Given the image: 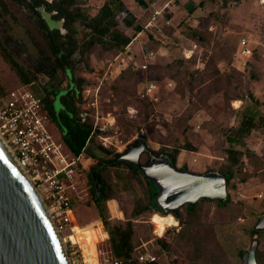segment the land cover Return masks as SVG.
Instances as JSON below:
<instances>
[{"label":"rangeland","instance_id":"374dc122","mask_svg":"<svg viewBox=\"0 0 264 264\" xmlns=\"http://www.w3.org/2000/svg\"><path fill=\"white\" fill-rule=\"evenodd\" d=\"M122 1L137 17H148L154 9H160L162 14L156 18V25L164 37L154 32L150 39L143 33L121 52L103 53L96 46L89 52L93 71L87 72L83 65L75 71V75L84 79L88 86L96 85L105 72H110L108 80L100 86L99 116L113 118L111 129L101 134L112 137L111 144L103 146L100 137H92L88 146L95 150L99 159L86 153L83 159L80 157L78 185L73 194L74 230L88 264H96V251L98 255L111 254L112 251L93 201V185L88 177L90 169L113 159L115 153L122 154L144 134L149 152L182 145L195 148V152L180 151L176 157L177 168L195 173L217 171L226 161L225 149L229 146L226 133L239 125V112L250 104L249 95L264 99V0ZM103 3L104 0H80L83 11L89 16H95ZM189 3L197 6L190 14L186 10ZM167 15L172 18L167 19ZM165 20L170 24L166 25ZM49 25L57 29L59 24ZM188 27L202 32L205 39L200 48L194 50L191 59L179 64L176 61L181 55L184 57V49L191 48L187 40ZM118 28L132 37V31L122 23ZM76 29V38L81 41L85 32L78 24ZM241 37L250 41L252 49V56L244 69L237 68L236 51ZM0 39L17 62L36 75L31 85L34 92L43 94L45 88H57L61 76L52 79L36 73L41 59L35 45L18 20L11 14H2L1 10ZM160 48L163 49L159 51ZM145 49L154 57L146 56ZM128 56L132 61L124 68L121 59ZM132 62L138 68L132 67ZM143 64L147 65L145 70L140 68ZM126 69L129 72L123 80L119 79ZM215 69L220 73L217 79L213 77ZM187 73L193 77L189 79ZM21 86L15 72L0 56V94ZM190 86L192 92L188 90ZM148 105H151L152 113L144 124ZM77 107L79 110L85 107L82 98ZM60 108L57 99L55 110ZM259 109L264 112V105ZM48 130L59 137L54 123L49 122ZM244 141L243 172L248 178L241 183L238 175L231 182L227 188L229 204L226 202L223 207L208 201L201 204L199 219L207 226L205 230L184 226L173 216L172 225L177 227L166 231L171 221L170 213L156 212L152 205L141 214L132 216L135 206L150 204V193L155 189L145 183L142 175L132 173L125 166H107L101 171L103 182L112 187L110 198L102 204L108 222L110 225H124L126 222L132 225L133 251L130 257L147 252L156 257L157 264H242L241 254L253 241L250 231L258 218L264 216V128L252 130ZM149 152L145 154L150 157ZM145 154L141 155V164L146 161ZM157 231L163 232L162 235L159 236ZM257 238L258 258L264 263V229ZM160 239L169 245L168 249L159 243ZM127 259L122 258L123 264H140Z\"/></svg>","mask_w":264,"mask_h":264},{"label":"trees","instance_id":"16d2710c","mask_svg":"<svg viewBox=\"0 0 264 264\" xmlns=\"http://www.w3.org/2000/svg\"><path fill=\"white\" fill-rule=\"evenodd\" d=\"M138 2L139 0H135ZM38 7H43L44 11L50 14V19L53 21L62 22V31L59 29L50 28L41 14L36 10ZM197 6L189 3L186 6L187 13L190 14L196 10ZM0 10L2 14H11L18 20L28 37L31 39L36 47L41 62L37 67L36 73H42L50 78L61 76L57 88H45V93L40 94L41 105L43 112L49 118V122L55 124L58 129L59 137L53 134L64 146L65 150L73 157L80 156L83 159V154H87L93 159H99L95 150L91 149L89 143H92L93 136H99L93 133V117L92 111L89 110V116L81 121L79 118V110L77 103L82 98V91L88 87V83L79 76L75 75V71L83 65L87 72H92L93 69L89 63V52L94 47L99 46L103 53L111 51L121 52L128 45L131 44L134 38L139 37L143 33L148 34L151 39L152 35L146 25L148 17L144 15L137 17L129 9H127L122 0H104L99 12L95 16L87 15L81 5L80 0H34L32 3L26 0H0ZM167 15V19H170ZM122 23L127 29L132 31V37H129L125 32L118 28ZM76 24L80 25L85 36L81 41L76 38L77 29ZM150 32V33H149ZM188 41L190 45L195 44L200 48L203 44L205 35L193 27H188ZM147 51V49H145ZM0 56L8 63L10 68L15 72L21 84L32 85L36 80V75L31 74L24 66L17 62V60L6 50L3 42L0 39ZM185 59L180 56L177 63L182 64ZM249 61L246 63V68ZM128 64V63H127ZM125 65L127 68L129 65ZM132 67H137L136 63L132 62ZM135 65V66H134ZM129 69L123 71L119 79L129 72ZM135 76V71H132ZM220 73L217 69L214 70L213 77L217 79ZM186 77L191 79L193 74L187 73ZM171 78H175L172 76ZM64 85L62 86V83ZM190 82V81H189ZM83 85H85L83 87ZM62 87V88H61ZM189 92L193 91V87H189ZM63 93V95H60ZM3 94H0V96ZM250 104L245 106L239 112L240 121L237 127L230 129V133H226V139L229 146L225 149L226 161L219 168L218 172L222 174L227 181V188L231 186V182L240 175L239 182L243 183L247 180V176L243 172V156L245 155V141L244 138L255 129L264 128V112L260 111V105H264V99L260 100L253 95H249ZM57 99L61 105L59 110H55V103ZM83 101V99H82ZM149 111L144 116V124L148 122L152 113L151 105H148ZM140 137L146 141V135L141 134ZM139 137V138H140ZM137 139L131 144L135 145ZM102 150H105L101 148ZM195 152V148L190 145H182L173 149H161L157 151H150L155 156L168 155L175 164L176 157L180 151ZM109 152V150L107 151ZM121 153H115L113 159L107 160L104 164H98L97 167L91 169L88 173L89 180L93 185L92 197L95 202V207L98 212V217L102 221L105 231L107 233L106 240H109L111 245V254L117 258H129L133 251V229L130 222L124 225H110L108 219L104 214L103 202L108 200L111 196L112 187L103 182L101 171L109 167L125 166L132 173L141 175L139 171L130 164L116 161ZM113 161H116L113 163ZM81 162H79V166ZM210 171V170H206ZM94 173L97 184L99 185V192L96 194L94 182L91 173ZM144 178V177H143ZM145 183L152 186L144 178ZM153 187V186H152ZM154 188V187H153ZM155 191L150 193V204H138L132 210V216L141 214L148 210L150 206L153 207V195ZM205 201L200 200L194 206L184 205L174 216L179 223L188 227H200L203 230L207 228L206 225L200 222L201 204ZM230 203V197L226 201ZM217 206L223 207L226 204H219ZM155 210V209H154ZM156 212L161 213L159 210ZM159 216V215H158ZM168 216V215H167ZM171 221L173 216L170 215ZM166 217V216H160ZM260 218H258L257 222ZM262 231L255 232L254 228L250 231V235L257 234L259 237ZM163 233V232H161ZM258 239V238H257ZM202 241L205 240L202 238ZM159 243L169 248V245L163 240ZM209 251V249H206ZM217 250V249H216ZM243 256V253L241 254ZM257 264H264L258 258V250H256ZM133 262V261H132ZM139 263V262H138ZM132 264V263H131ZM134 264V263H133ZM151 264V263H140ZM157 264V263H152Z\"/></svg>","mask_w":264,"mask_h":264},{"label":"built area","instance_id":"2783aa9c","mask_svg":"<svg viewBox=\"0 0 264 264\" xmlns=\"http://www.w3.org/2000/svg\"><path fill=\"white\" fill-rule=\"evenodd\" d=\"M167 6V5H166ZM160 9H154L148 16L146 28L152 34L164 37L161 29L156 25V18L162 13ZM169 25L170 21L165 20ZM155 32V33H154ZM195 44L190 49H184L185 59H191ZM149 58L154 57L152 52L145 51ZM237 68L244 69L246 63L252 56L250 41L241 37L238 41ZM125 59V60H124ZM122 58L126 65L132 61V57ZM147 68L146 64L140 67ZM107 71L96 85L86 87L81 95L85 107L80 111L81 121L89 116L92 111L93 133L98 129L109 131L113 125L111 116H99L100 86L103 81L108 80ZM110 75V74H109ZM49 118L43 112L41 97L31 89V85H24L0 96V137L9 148L13 160L22 170L23 175L30 183L36 193L55 233L62 246L68 264H88L82 254L79 243L70 239L74 233L76 224L74 217V192L78 185V167L80 156H71L63 144L48 130ZM116 133V131H115ZM102 145L111 144L112 137L99 135ZM176 226L166 229L173 230ZM96 264H123V260L111 254L98 255L96 251ZM157 263L156 257L147 252L138 254L136 257H129L128 262Z\"/></svg>","mask_w":264,"mask_h":264},{"label":"water","instance_id":"95a60500","mask_svg":"<svg viewBox=\"0 0 264 264\" xmlns=\"http://www.w3.org/2000/svg\"><path fill=\"white\" fill-rule=\"evenodd\" d=\"M32 3L34 0H26ZM51 1V0H46ZM49 23L53 21L43 7L36 9ZM98 129L95 134H104ZM148 144L140 137L136 145H129L116 161L130 164L155 189L153 209L162 214H172L184 205L194 206L198 201L226 203L227 181L218 171L203 173L177 168L168 155L155 157L147 150ZM150 154L145 164L140 163L142 154ZM116 161H113L115 163ZM91 171V169H90ZM96 194L99 185L92 172ZM264 229V216L254 231ZM253 234L250 248L242 256V264H257V234ZM0 264H68L64 249L55 233L36 193L18 169V166L0 145Z\"/></svg>","mask_w":264,"mask_h":264},{"label":"bare ground","instance_id":"6f19581e","mask_svg":"<svg viewBox=\"0 0 264 264\" xmlns=\"http://www.w3.org/2000/svg\"><path fill=\"white\" fill-rule=\"evenodd\" d=\"M0 145L5 149V151L8 153V155L10 156V158L13 159L12 154H11L9 148L5 145V143L3 142V140L1 139V137H0ZM18 169L22 172V170L19 167H18ZM22 174H23V172H22ZM172 224H174L173 223V220L168 223V227L173 226ZM73 231H74V233L70 235V239H72L75 243L76 242L79 243V241H78V239L76 237V231L74 230V228H73ZM157 233L159 234V236L162 235V233L160 231H157ZM79 245H80V247L82 249V254H83V257H84V259L86 261L83 246L80 243H79Z\"/></svg>","mask_w":264,"mask_h":264},{"label":"crops","instance_id":"0c3cea01","mask_svg":"<svg viewBox=\"0 0 264 264\" xmlns=\"http://www.w3.org/2000/svg\"><path fill=\"white\" fill-rule=\"evenodd\" d=\"M139 2H141V0L138 1L137 3H139ZM167 6H168V4H167ZM171 18H172V17H171ZM136 38H138V37H136ZM136 38H134L133 40H135ZM131 44H132V42H131ZM131 44H130V45H131ZM161 49H163V48H160L159 51H161ZM181 153H182V152H181ZM177 161H178V159H177ZM175 165H176V162H175ZM176 167H177V166H176Z\"/></svg>","mask_w":264,"mask_h":264},{"label":"flooded vegetation","instance_id":"af4514ba","mask_svg":"<svg viewBox=\"0 0 264 264\" xmlns=\"http://www.w3.org/2000/svg\"><path fill=\"white\" fill-rule=\"evenodd\" d=\"M136 145V144H135ZM144 155V154H143ZM147 157H146V161L144 162V164L149 160V155L148 154H145Z\"/></svg>","mask_w":264,"mask_h":264}]
</instances>
